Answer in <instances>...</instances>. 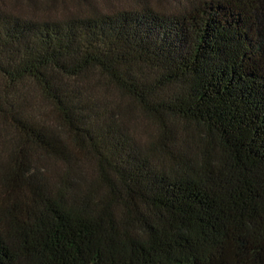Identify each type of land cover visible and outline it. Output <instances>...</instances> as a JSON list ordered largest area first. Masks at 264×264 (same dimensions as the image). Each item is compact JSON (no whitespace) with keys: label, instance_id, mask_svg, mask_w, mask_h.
I'll list each match as a JSON object with an SVG mask.
<instances>
[{"label":"trees","instance_id":"1","mask_svg":"<svg viewBox=\"0 0 264 264\" xmlns=\"http://www.w3.org/2000/svg\"><path fill=\"white\" fill-rule=\"evenodd\" d=\"M173 2L0 12V264H264V0Z\"/></svg>","mask_w":264,"mask_h":264},{"label":"rangeland","instance_id":"2","mask_svg":"<svg viewBox=\"0 0 264 264\" xmlns=\"http://www.w3.org/2000/svg\"><path fill=\"white\" fill-rule=\"evenodd\" d=\"M65 3V8H29L24 0H7L0 1V12H10L14 14H50L55 17H63L62 15L71 13L74 9H81L85 12H92L94 9H100L106 13L117 12L119 10L137 11L143 8V4H148L157 11H170L173 8V0H58ZM66 16V15H65ZM127 103V101H126Z\"/></svg>","mask_w":264,"mask_h":264}]
</instances>
